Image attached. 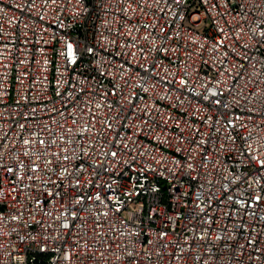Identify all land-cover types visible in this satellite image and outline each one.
<instances>
[{
  "label": "built area",
  "instance_id": "2783aa9c",
  "mask_svg": "<svg viewBox=\"0 0 264 264\" xmlns=\"http://www.w3.org/2000/svg\"><path fill=\"white\" fill-rule=\"evenodd\" d=\"M0 264H264V0H0Z\"/></svg>",
  "mask_w": 264,
  "mask_h": 264
}]
</instances>
